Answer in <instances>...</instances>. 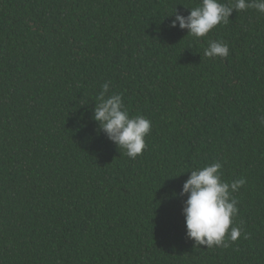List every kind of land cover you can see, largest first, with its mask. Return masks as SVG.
<instances>
[{
    "label": "trees",
    "instance_id": "1",
    "mask_svg": "<svg viewBox=\"0 0 264 264\" xmlns=\"http://www.w3.org/2000/svg\"><path fill=\"white\" fill-rule=\"evenodd\" d=\"M198 3L0 0V264H264V14L169 27ZM106 82L152 122L135 159L92 119ZM215 161L247 182L240 237L208 248L174 194Z\"/></svg>",
    "mask_w": 264,
    "mask_h": 264
},
{
    "label": "clouds",
    "instance_id": "2",
    "mask_svg": "<svg viewBox=\"0 0 264 264\" xmlns=\"http://www.w3.org/2000/svg\"><path fill=\"white\" fill-rule=\"evenodd\" d=\"M190 9L187 16L175 10V18L169 27L176 28L178 25L181 30H187V35L199 39L216 26L227 25L234 10L254 9L264 14V0H199L198 5ZM203 55L207 58H225L229 55V46L220 40H209ZM109 86L108 82L102 85L92 119L98 122L99 131L122 148L125 155L135 159L146 148L145 137L151 132L152 122L143 115H130L122 94L109 93ZM258 111V123L264 127V108ZM222 167L221 162L215 161L191 170L182 190L174 194L187 197L182 208L186 237L196 246L228 247L229 242H235L242 232V226L233 223L239 211V201L233 193L247 181L244 177L231 182L223 180Z\"/></svg>",
    "mask_w": 264,
    "mask_h": 264
}]
</instances>
